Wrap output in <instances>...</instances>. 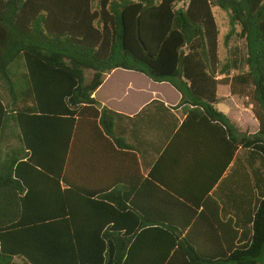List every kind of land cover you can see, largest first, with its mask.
<instances>
[{
	"label": "trees",
	"instance_id": "1",
	"mask_svg": "<svg viewBox=\"0 0 264 264\" xmlns=\"http://www.w3.org/2000/svg\"><path fill=\"white\" fill-rule=\"evenodd\" d=\"M179 2L0 0V264H264V196L244 240L226 245L76 181L93 169L82 141L114 140L120 116L93 95L117 69L169 84L179 105L218 123L228 162L240 149L264 166V0ZM213 8L228 16L224 43L246 44L241 74L219 60ZM220 87L250 100L255 134L217 111Z\"/></svg>",
	"mask_w": 264,
	"mask_h": 264
},
{
	"label": "crops",
	"instance_id": "2",
	"mask_svg": "<svg viewBox=\"0 0 264 264\" xmlns=\"http://www.w3.org/2000/svg\"><path fill=\"white\" fill-rule=\"evenodd\" d=\"M93 97L120 116L113 135L122 144L82 141L83 147L93 145V169L78 171L80 188L95 196L124 195L128 210L147 219L155 212L159 222L186 226L193 230L192 241L231 245L241 236L244 240L247 219L264 196L259 159L239 149L228 162L222 127L179 105L180 94L167 83L117 69ZM216 109L241 128L232 110L220 104ZM251 110L239 113L248 114L249 134H255L258 122ZM247 162H253L254 171Z\"/></svg>",
	"mask_w": 264,
	"mask_h": 264
},
{
	"label": "rangeland",
	"instance_id": "3",
	"mask_svg": "<svg viewBox=\"0 0 264 264\" xmlns=\"http://www.w3.org/2000/svg\"><path fill=\"white\" fill-rule=\"evenodd\" d=\"M185 0H181L178 3L177 8L184 5ZM213 15L218 26V56L221 64H227L229 67L230 76L238 75L247 70L246 67V44L244 40L238 36L232 37L228 43H224V38L229 31V20L225 12L218 8H213ZM239 32V30H237ZM91 72L86 73L87 81L90 80ZM228 87L225 89L218 88L217 95L220 97V108L225 110H232V115H235L239 119L238 124L242 131L249 132V119L248 114H240L239 112H245L244 110H251L250 100L245 96H232L227 92ZM227 92V93H226ZM14 264H21V259L16 258Z\"/></svg>",
	"mask_w": 264,
	"mask_h": 264
}]
</instances>
